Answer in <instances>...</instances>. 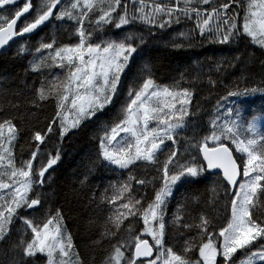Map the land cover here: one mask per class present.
<instances>
[{"label":"snow or ice","instance_id":"snow-or-ice-1","mask_svg":"<svg viewBox=\"0 0 264 264\" xmlns=\"http://www.w3.org/2000/svg\"><path fill=\"white\" fill-rule=\"evenodd\" d=\"M181 24L188 27L170 41L173 48L247 41L264 51V0H0V50L51 28L34 49L30 70L42 79L28 105L52 109L43 127L27 129L25 143L34 150L24 158L17 144L25 115L19 103L8 102L14 114L0 105V242L19 234L0 248V264H96L77 251L46 190L61 157L48 142L86 123L99 125L96 156L79 183L87 185L97 165L118 174L90 197L98 213H108L92 244L105 253L100 264H236L237 253L245 257L240 264H264V112L248 119L240 106L264 87L241 89L243 76L225 84L223 60L168 84L149 62L137 65L147 36ZM17 51L25 54L27 45ZM204 77L226 94L199 122L196 94ZM202 181H210L204 191L182 196L169 216L174 192Z\"/></svg>","mask_w":264,"mask_h":264},{"label":"trees","instance_id":"trees-1","mask_svg":"<svg viewBox=\"0 0 264 264\" xmlns=\"http://www.w3.org/2000/svg\"><path fill=\"white\" fill-rule=\"evenodd\" d=\"M187 27L186 24L174 25L172 29L165 31L156 30L154 37L147 36L142 58H138L137 65L149 62L158 81L162 84H168L174 78L178 79L181 73H186V77L190 79L197 72L199 65H203L206 69L211 62L223 60L224 65H222V68L227 69L223 76L225 84L231 87L234 81L243 76L246 79L241 81V89L253 86L264 87V83H261L264 81V51L247 41H241L235 46L197 43L191 48H173L170 41L173 37H178V34L185 31ZM134 30L143 31L140 26H136ZM50 31V27L43 28L25 40L12 44L10 48L0 54V88L7 90V95L0 97V105L3 106L4 111L14 114L15 110L9 107L8 102L19 103V111L25 115L23 125L26 131L19 137L17 144L18 152L23 148L24 158H28L30 152L34 150V144L25 143L26 140H29L27 129L30 127H43L44 116H50L52 111L49 106L44 111L37 112L35 108H30L28 105L29 98L34 94V90L39 88L42 79L39 73L30 70L31 62L38 59V54L35 53L34 49ZM113 31L115 33L119 30ZM64 42L68 41L65 40ZM179 42V39H177V43ZM21 43L27 45V52L22 55L18 54L17 51ZM250 53L253 54L251 58ZM236 56L240 57L239 61L232 60ZM229 61H232L235 67L228 68ZM135 70L136 65L133 67V72ZM219 77V73H212L213 79ZM206 79L204 77L205 83L197 85L196 101H199L202 109L196 117L199 122L208 120L216 99L226 94L224 86L218 85L213 89L207 85ZM204 97H207V99H203ZM242 99L245 102L240 106L242 109L247 110L248 119L253 116L258 117L264 112V93L257 92ZM196 101L193 102L192 111L196 110ZM33 112L37 114L39 122L37 118L31 115ZM109 115H105L101 119L107 120ZM98 127L97 123H86L62 141L58 135L52 137V140L47 144V150L55 155V150L59 147L61 157L57 164L53 166V169L49 170L52 181L51 187L46 189L51 194L53 208L60 207L62 209L65 215V224L73 236V243L76 245L77 251L82 254L84 259L95 256L96 264H100L105 253L94 249L92 244L94 240L99 239L103 219L108 213L107 211L98 213L90 197L93 192L98 196L108 181L115 180L118 175L110 173L102 166L97 165L89 176V183L85 186H81L79 183L86 167L90 165V161L95 159L97 141L94 136ZM186 135H191V132L186 133ZM47 175L48 173H46ZM209 183L210 181H202L199 184L184 185L176 190L174 198L169 204L170 211L168 215L171 216V213L175 211L176 201L180 200L182 196L200 195L206 184ZM17 227H20L19 222H17ZM169 234L171 235V231ZM18 235L14 230L8 242H0V248L7 250L10 244L18 239ZM103 246L108 247L107 244ZM194 256H198V251ZM236 256H240V254L237 253ZM43 262V259H39L36 264Z\"/></svg>","mask_w":264,"mask_h":264},{"label":"rangeland","instance_id":"rangeland-1","mask_svg":"<svg viewBox=\"0 0 264 264\" xmlns=\"http://www.w3.org/2000/svg\"><path fill=\"white\" fill-rule=\"evenodd\" d=\"M245 257H243V256H236V264H240V261L242 260V259H244ZM218 259H219V257H218ZM41 264H45V262H43V263H41Z\"/></svg>","mask_w":264,"mask_h":264},{"label":"water","instance_id":"water-1","mask_svg":"<svg viewBox=\"0 0 264 264\" xmlns=\"http://www.w3.org/2000/svg\"><path fill=\"white\" fill-rule=\"evenodd\" d=\"M18 23H19V22H18ZM37 32H38V31H37ZM37 32H36V33H37ZM10 43H11V42H10ZM7 49H8V48H7ZM5 50H6V49H5ZM3 51H4V50H0V54H1V52H3Z\"/></svg>","mask_w":264,"mask_h":264}]
</instances>
